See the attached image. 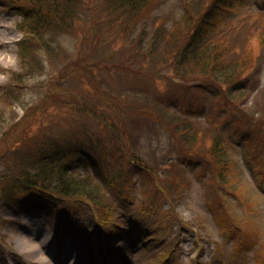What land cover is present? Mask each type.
Wrapping results in <instances>:
<instances>
[{"label":"trees","instance_id":"1","mask_svg":"<svg viewBox=\"0 0 264 264\" xmlns=\"http://www.w3.org/2000/svg\"><path fill=\"white\" fill-rule=\"evenodd\" d=\"M25 1L12 0L8 8L17 12L16 30L23 36L29 34L34 40L24 38L17 45L18 71L9 73V84H17L24 78L29 80L38 74L41 79L34 85L37 91L52 92L53 84L63 89L51 106L56 111L65 108L63 113L67 114V119L60 117L62 129H58L56 120L50 124L41 122L39 126H47L27 139L29 146L13 152L2 151L0 196L9 197L12 202H32L21 204L23 206L32 205L40 210L44 207L57 223L67 221L70 210L90 208L91 217L100 229H104L112 225L109 217L113 204L118 200L125 204L132 201L129 195L134 182L128 175L131 166L143 174L142 180L150 183L152 189L148 192L155 200L163 199L166 194L163 187L170 184L159 179L157 170L164 164L161 170L167 169L165 179L172 181L174 189L182 184L178 165H197L208 171L207 183L213 191L237 195L228 179L234 162L226 149L230 137L241 136L238 125L247 124L249 118L259 113L258 95L250 104L251 94L245 91V75L255 62L264 64L262 27L251 29L249 25L235 31H210V21L218 8L215 0H174L171 6H167L171 0ZM93 1L96 2L95 11L90 6ZM25 4L29 7L24 8ZM76 22L84 28L77 30ZM107 26L111 30L105 33ZM148 27L151 28L149 37L145 34ZM133 30L137 32L138 41L132 39ZM88 34H93L96 47L106 41L107 35L106 46L112 48V42L120 44L119 52L126 56L109 68L111 72L116 74L129 62L142 66V69L132 70L127 65V71L133 76L129 89L126 84H120L117 89L108 84L101 89L92 70L97 65L86 63L80 52L73 55L64 48L63 40L74 42L78 38L83 40V45ZM252 39L258 47L256 57L250 47ZM115 53L116 50H112L110 54L114 56ZM146 61L149 63L145 64ZM151 64H157L160 72H171L176 83H172L170 75L161 78L148 72L145 67L150 68ZM158 83L163 88L160 94L147 99L144 92L151 96V90L157 88L155 84ZM167 85L173 87L171 92L176 90L181 97L188 95L189 98L192 90L213 93V109L204 126L189 119L182 109L184 105L178 92L174 98L176 102L166 93ZM141 86L145 90L138 92ZM131 87L137 91H132ZM3 91L10 100L16 98L11 88ZM261 115L264 116L263 111ZM228 121L234 127L231 134L225 136L222 129ZM141 124H145L148 131L159 128L167 131L166 144L160 153L152 148L147 151L140 139L124 133H133ZM91 125L101 126L108 140L114 141V147L104 145L101 138L105 137L90 133ZM25 141L22 136L18 143ZM10 154H13L11 160ZM202 174L207 175L206 171ZM261 174L264 179V166ZM17 194L23 197H16ZM212 194L218 198L215 192ZM31 197L37 201H29ZM155 200H148V206ZM60 201L70 210H58L62 208L58 205ZM208 207L219 210L216 214L225 213L220 202ZM115 224H120L118 233L133 229L129 221L124 223L118 219ZM225 228L232 229V235H236L233 227ZM197 261L192 264L200 263Z\"/></svg>","mask_w":264,"mask_h":264},{"label":"rangeland","instance_id":"2","mask_svg":"<svg viewBox=\"0 0 264 264\" xmlns=\"http://www.w3.org/2000/svg\"><path fill=\"white\" fill-rule=\"evenodd\" d=\"M215 1L218 8L210 21V31L226 29L235 31L240 26L249 25L251 29L252 27L264 29V0ZM10 2L12 0H0V154H3L2 151L5 149L13 152L18 151L20 147L29 146L30 142L27 139L36 135L41 127L47 126L46 124L39 126L41 122L50 124L56 120L59 129L63 126V123L59 122L60 117L67 119L65 117L67 114L63 113L65 108L56 111L51 106L63 89L56 88L53 84L52 92L42 89L37 91L38 88L35 89L34 85L41 79L38 74L29 80L24 78L17 84H9V73L18 71L17 45L24 38L34 40L29 34L23 36L16 30L17 12L8 8ZM169 3L167 6L174 5L175 1L171 0ZM90 6L95 11L96 2H91ZM23 7L27 8L29 5L25 4ZM76 24L77 30L84 28L78 25V22ZM107 28L105 33L111 30L109 26ZM132 32L134 35L132 39L138 41L137 32L135 30ZM145 34L147 37L150 36V27L146 28ZM251 35L254 33L251 32ZM87 37L83 45V40L77 38L74 42L70 39L63 40V46L73 55L80 52V56H84L86 63L91 66L97 65L92 70L101 89H105L108 84L115 89L120 84H126L129 89L128 84L132 82L133 76L127 71V65L132 70L142 69V66L129 62L125 65L127 68H119L116 74L111 72L109 68L126 56L122 55L124 52H119L120 44L111 40L113 49L106 46L105 42L109 39L107 35L106 41L96 47L93 34H88ZM250 47L256 57L258 53L256 40H251ZM122 49L126 51L124 46ZM112 50H116L114 56L110 54ZM158 68L157 64H151L150 68L145 67L148 72L161 78L170 75L171 81H174L172 83H176L171 72H160ZM158 72L160 74H157ZM245 81L247 84L245 91L251 94L250 104H253L254 97L258 95L256 107L259 113L253 119L249 118L247 124L238 125L242 137H230L226 149L229 159L234 162L228 179L232 183L230 187L237 195L213 191L212 186L207 183L210 179L208 171L197 165H178L177 171L182 184L174 189L172 181L165 179L168 176L167 169L161 170L165 167L164 164L157 170L160 172L159 179L163 183L169 181L170 184L167 188L163 187L166 193L163 199L155 200V196L149 195L148 192L152 189L150 183L142 180L143 174L131 166L128 175L134 182L129 195L132 201L127 204L122 200L116 201L109 217V220H113L111 222L113 225L118 219L124 223L129 221L133 230L141 233V238L136 236L133 240L132 233L126 230L125 234L120 235L125 238V242L120 238H112L113 231L110 228L100 229L91 217L90 208L70 212L71 210L64 206V201H60L58 205L62 208L58 210H70L69 219L57 223L44 207L40 210L33 208L32 205L23 206L21 204L32 202L27 200L12 202L9 197L0 196V264H78L79 255L85 252L86 264H192L196 259L202 264H264V179L261 174V168L264 166V148H261L264 146V116L261 115L262 111L264 113V64L259 65L255 62L245 75ZM155 85L157 88L151 90V96L144 92L147 99H152L162 91L161 84ZM167 87L166 93L168 92L172 100H175L178 91L171 92L173 87L169 85ZM4 88H11L16 98L11 101L9 95L4 93ZM141 88L138 92L145 90L143 86ZM131 90L137 91L132 87ZM192 93L188 98L185 94L181 97L178 92V97L184 105L179 110L184 109L189 119L204 126L211 115L212 101L215 97L210 90L205 92L192 90ZM44 108L47 109L46 112ZM171 109L174 108L171 106ZM25 113L28 116H25ZM13 122L17 124L11 125ZM231 126L232 123L229 121L224 125L223 135L231 134L234 127ZM100 128L101 126L91 125L89 132L105 137L101 138L104 145L114 147V141L110 138L108 140L105 130ZM124 133L133 134L136 139H140L147 151L152 148L160 153L166 144L167 131L164 128L148 131L147 126L141 124L140 127H135L133 133L132 131ZM22 136L26 141L18 143ZM12 158L13 154H10L9 160ZM7 163L9 164V161ZM205 171L207 175L203 176L202 173ZM212 192H215L218 198L213 197ZM16 197L23 196L17 194ZM30 200L37 201V198L31 197ZM148 200H155L150 207ZM218 202L224 207V214L221 211L216 214L219 210L215 208L210 210L208 207L209 205L214 207ZM226 226L233 227L236 230L233 234L236 235H232V229L226 230ZM56 232L59 246L53 245ZM106 243L110 244L109 250L107 249L108 259L103 257L106 252H102ZM69 251L73 255L76 254L74 261L65 259ZM94 260H97L96 263Z\"/></svg>","mask_w":264,"mask_h":264},{"label":"bare ground","instance_id":"3","mask_svg":"<svg viewBox=\"0 0 264 264\" xmlns=\"http://www.w3.org/2000/svg\"><path fill=\"white\" fill-rule=\"evenodd\" d=\"M75 257H76V254L73 255L72 252H67V254H66V256H65V259H68V260H72V261H74ZM68 262H69V261H68Z\"/></svg>","mask_w":264,"mask_h":264}]
</instances>
